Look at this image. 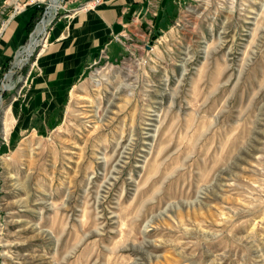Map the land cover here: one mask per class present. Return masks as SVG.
<instances>
[{
	"label": "rangeland",
	"instance_id": "1",
	"mask_svg": "<svg viewBox=\"0 0 264 264\" xmlns=\"http://www.w3.org/2000/svg\"><path fill=\"white\" fill-rule=\"evenodd\" d=\"M52 1L0 10V40L40 11L0 72V264H264V0H188L152 52L104 59L54 128L7 142Z\"/></svg>",
	"mask_w": 264,
	"mask_h": 264
},
{
	"label": "crops",
	"instance_id": "2",
	"mask_svg": "<svg viewBox=\"0 0 264 264\" xmlns=\"http://www.w3.org/2000/svg\"><path fill=\"white\" fill-rule=\"evenodd\" d=\"M86 1L67 0L63 17L50 33V45L38 58L36 67L28 72L21 93H6L3 124L7 129L11 125L7 142L49 132L73 88L88 76L92 67L104 62L103 56L118 63L127 54L128 40L148 43L167 34L188 2L105 0L94 10H78ZM11 2L0 0V10ZM39 15V8L31 5L12 19L0 40V72L27 41L29 26Z\"/></svg>",
	"mask_w": 264,
	"mask_h": 264
},
{
	"label": "built area",
	"instance_id": "3",
	"mask_svg": "<svg viewBox=\"0 0 264 264\" xmlns=\"http://www.w3.org/2000/svg\"><path fill=\"white\" fill-rule=\"evenodd\" d=\"M104 1L105 0H87L84 4H82L79 7L78 10L87 11V10H90V9H95L98 6H100ZM59 7L62 9V11L65 10V7L64 6H62V7L59 6ZM49 13H50V15H49ZM46 14H47V17L44 18L43 20H41V22H40L41 28L39 29V33H37V37L36 38H33L31 41L28 42V48L27 49L29 50V52L27 53L28 55L26 56V60H28L31 57H35V56H36L35 58L39 57L41 51L43 50L42 48H39V47H41V43L39 42V36H43L44 34H47V30L46 29L49 28V27L50 28L52 27L53 18L55 16L56 12H55L54 16L51 14V11H47ZM51 15H52V17H51ZM45 22L46 23L48 22V24L47 25H42ZM45 39L47 40V35H46ZM34 40H36V44L33 47V50H30L31 42L33 43ZM153 50H154L153 47L150 46V41L148 43H141V42H139V43H136V44H134V43L133 44H129L127 46V51H128L129 57H128V59L124 58V61H131L133 63V62L138 61L139 59L142 58L140 52H142V51L143 52H147V55H148ZM136 53H138L140 55L137 56ZM103 57H104L105 60H108L107 59V56H103ZM15 59H17V58L15 57ZM121 63H123V61H121ZM17 64H18V62H17ZM3 82L4 81H2V83L1 82L0 83L4 87L6 86V90H11L12 89L11 87L8 88V85L5 84V83H3Z\"/></svg>",
	"mask_w": 264,
	"mask_h": 264
},
{
	"label": "bare ground",
	"instance_id": "4",
	"mask_svg": "<svg viewBox=\"0 0 264 264\" xmlns=\"http://www.w3.org/2000/svg\"><path fill=\"white\" fill-rule=\"evenodd\" d=\"M60 2H61V0H53V1H52V5H51L52 8H50V9H56V8H58V4H59ZM49 15H50V13H49ZM51 17H52V15H51ZM47 24H48V22H47V23L45 22V23L42 24V25H47ZM42 28H43V27H42ZM38 33H39V32H38ZM35 44H36V40H34L33 43L31 42L30 50H33V47L35 46ZM22 63H23V60L20 61V62L18 63V65L21 66Z\"/></svg>",
	"mask_w": 264,
	"mask_h": 264
},
{
	"label": "trees",
	"instance_id": "5",
	"mask_svg": "<svg viewBox=\"0 0 264 264\" xmlns=\"http://www.w3.org/2000/svg\"><path fill=\"white\" fill-rule=\"evenodd\" d=\"M158 37V36H157ZM157 37H155L157 39Z\"/></svg>",
	"mask_w": 264,
	"mask_h": 264
}]
</instances>
